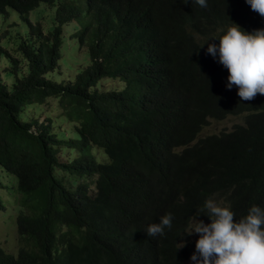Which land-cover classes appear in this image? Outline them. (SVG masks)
<instances>
[{"label":"trees","instance_id":"1","mask_svg":"<svg viewBox=\"0 0 264 264\" xmlns=\"http://www.w3.org/2000/svg\"><path fill=\"white\" fill-rule=\"evenodd\" d=\"M39 2L53 7L46 31L28 17ZM206 3L0 0L2 16L15 11L29 27L13 40L24 68L0 47L11 77L0 80V170L11 175L3 185L14 244L0 240V264H192L199 235H187L189 222L208 198L222 197L236 220L264 209V101L214 90L209 67L229 72L207 54L228 23L251 32L264 18L245 0ZM67 21L87 59L72 79H53ZM104 77L121 85L102 87ZM49 97L72 123L68 134L29 113ZM226 113H243L242 122L195 138L208 117ZM64 148L71 157L58 160ZM167 213L171 229L147 236Z\"/></svg>","mask_w":264,"mask_h":264},{"label":"clouds","instance_id":"2","mask_svg":"<svg viewBox=\"0 0 264 264\" xmlns=\"http://www.w3.org/2000/svg\"><path fill=\"white\" fill-rule=\"evenodd\" d=\"M245 2L264 18V0H245ZM196 3L202 8L207 7L206 0H196ZM255 24L260 29L248 32L235 22H230L220 32L219 38L212 37L219 39V44L209 43L207 47V54L213 58L218 55V63L229 72L227 75L218 64L209 67L213 77H217L214 90L221 91L225 96L233 98L235 102L257 101L258 93L261 94L259 101H264V26L259 22ZM78 49L81 48L78 47ZM203 62L207 66L206 61ZM242 114H237L239 123L242 122L240 118ZM35 118L38 119V117ZM44 118L38 119V122H45ZM32 125L34 128L30 129L29 126L28 129L36 133L35 125L31 123ZM200 131L195 138L203 136ZM195 138L190 142H193ZM10 181L11 175L5 182L10 185ZM5 182L0 181L1 190H6L4 189L6 186L3 185ZM212 198L213 196L208 198L203 208L198 210L202 214L192 217L193 222L192 218L189 222L187 235L191 237L199 235L195 252L190 257L192 264H264V230L261 228L264 224V209L254 205L248 210L246 216L236 220L230 205L222 200V197L219 202ZM205 219L208 223L203 221ZM172 220L171 213L163 215L159 223H153L147 227V236H163L166 228L171 229ZM182 241L181 239L179 242Z\"/></svg>","mask_w":264,"mask_h":264},{"label":"rangeland","instance_id":"3","mask_svg":"<svg viewBox=\"0 0 264 264\" xmlns=\"http://www.w3.org/2000/svg\"><path fill=\"white\" fill-rule=\"evenodd\" d=\"M43 7L46 8L43 12H41V9ZM46 11H49L51 13V21H52V13H53V7H47L44 6V2H39V4L31 9L29 11L28 17L31 21V24H36V22H39L41 25V28L43 31H46L50 29V22L47 21L46 17ZM52 11V12H51ZM34 13L35 16H34ZM17 12H11L6 17L2 16L0 14V46L2 49L4 48L8 53L14 55L19 59V65L21 68L25 67V61L21 59V54L18 50H15V42L13 41L18 36L17 32H26L29 27L25 20H21L18 17ZM76 27L75 21H67L64 22L61 25V44L59 46V53L60 57L58 59V66L55 70L52 72H48L46 74L47 77L53 78V79H63V78H73L74 73L77 71L80 65H82L85 60L87 59V54L82 47V49H78L77 45L75 44V41L73 39H70L68 37V34ZM17 33V34H16ZM32 36V34H31ZM5 56L2 54L0 55V80L4 82H9L11 77L9 74L8 69L4 70V68H7L8 64H5ZM101 82L102 87H113V86H120L121 83L119 81H116L115 79H110L107 77H104ZM29 113L33 116L38 117V119H43L44 117H49L52 121V129L55 130L57 133H65L68 134L69 129H72V123L62 120L59 118L60 108L57 105V100L55 98L49 97L46 99V103H41L40 107L36 109L35 111H32L29 108ZM239 119V116H234L232 114H226L225 117L222 119H208L206 123H204L199 130L200 134H208L212 132H217L218 130L222 128H231V124L234 121H237ZM34 126L30 125V129H33ZM198 130V131H199ZM97 151V150H96ZM57 158L58 160H66L69 157H71V153L67 149H59L57 152ZM70 178L76 179L74 175H70ZM10 174L8 175L3 170H0V181L5 182L9 180ZM77 180V179H76ZM68 184L71 185V187L74 186V183L68 182ZM0 199L5 204V209H0V240L4 244V246L12 250L13 248V232L10 233L7 232L8 225H11L13 222V209H12V201L11 196L6 192V190L0 189ZM213 200L219 202L221 201V198L218 196H213ZM194 218H192L193 222ZM205 223H208V220H203ZM182 264H189V260L183 261Z\"/></svg>","mask_w":264,"mask_h":264}]
</instances>
